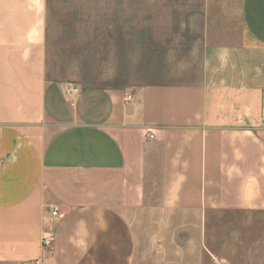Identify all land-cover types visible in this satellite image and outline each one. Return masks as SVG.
Here are the masks:
<instances>
[{
    "label": "crops",
    "instance_id": "crops-1",
    "mask_svg": "<svg viewBox=\"0 0 264 264\" xmlns=\"http://www.w3.org/2000/svg\"><path fill=\"white\" fill-rule=\"evenodd\" d=\"M133 53L181 56L135 80ZM263 96L264 0H0V264H134L148 216L190 252L264 213Z\"/></svg>",
    "mask_w": 264,
    "mask_h": 264
},
{
    "label": "rangeland",
    "instance_id": "rangeland-1",
    "mask_svg": "<svg viewBox=\"0 0 264 264\" xmlns=\"http://www.w3.org/2000/svg\"><path fill=\"white\" fill-rule=\"evenodd\" d=\"M131 56L132 79L142 80L145 74L154 71L145 66L156 65V60L164 66L161 65L163 69L156 71L171 73L172 60L179 59L181 54L163 53L156 57L155 54L133 53ZM145 56H148V61ZM69 57L75 61L85 57L84 63L88 64L90 75L97 78L108 80L116 71L114 54H70ZM149 80L152 79L147 77ZM75 84L79 85L77 82ZM156 217V223L152 217L147 218V227L140 235L143 244H140L134 264H264V213L223 212L213 215L209 222L211 226L206 231L205 245H196L190 252L187 230L171 228V218ZM182 250L188 254V259H184L186 255Z\"/></svg>",
    "mask_w": 264,
    "mask_h": 264
},
{
    "label": "built area",
    "instance_id": "built-area-1",
    "mask_svg": "<svg viewBox=\"0 0 264 264\" xmlns=\"http://www.w3.org/2000/svg\"><path fill=\"white\" fill-rule=\"evenodd\" d=\"M81 92V88L79 85L75 84V83H68L67 84V93L70 96H77L79 95ZM133 97L132 95H128L125 98V103H130L132 102ZM261 121H262V126L264 128V96H263V104H262V109H261ZM147 139H154V134L152 132L147 133L146 135ZM53 217H57L59 215L58 210H53L52 212ZM54 243V236H53V232L50 229H46L43 232V237H42V245L45 249H49L53 246ZM34 264H40L39 261L34 262Z\"/></svg>",
    "mask_w": 264,
    "mask_h": 264
}]
</instances>
